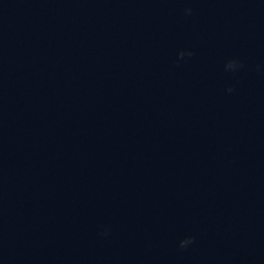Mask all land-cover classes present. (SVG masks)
<instances>
[{"label":"water","instance_id":"1","mask_svg":"<svg viewBox=\"0 0 264 264\" xmlns=\"http://www.w3.org/2000/svg\"><path fill=\"white\" fill-rule=\"evenodd\" d=\"M258 65L264 0H0V264H264Z\"/></svg>","mask_w":264,"mask_h":264},{"label":"clouds","instance_id":"2","mask_svg":"<svg viewBox=\"0 0 264 264\" xmlns=\"http://www.w3.org/2000/svg\"><path fill=\"white\" fill-rule=\"evenodd\" d=\"M193 11H194V10H193L191 7L186 8V9H185V14H186V15H191V14L193 13ZM193 55H195V53H194L192 50H190V49H188V50H181V51L179 52V59H178V61H177V64L179 65V62H180L181 60H183L185 57H192ZM244 66H245V65H244V62H243L239 57H234V58L229 59V60L227 61L226 65H225V69H226L227 71L236 72V71H238L239 69L244 68ZM257 69H258V70L264 69V65H258V66H257ZM227 91H228L229 93L234 92V91H235V87H234V86H230V87L227 89ZM104 234L107 235L108 232L105 231ZM195 239H196L195 236H188V237H186V238H184L183 240L180 241L179 247L182 248V249H183V248H187L190 244H192V243L195 242Z\"/></svg>","mask_w":264,"mask_h":264}]
</instances>
